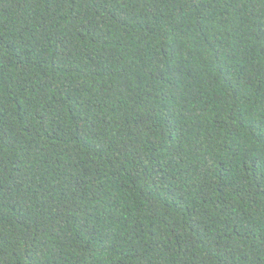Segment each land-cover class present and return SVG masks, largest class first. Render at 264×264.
Segmentation results:
<instances>
[{"label":"trees","instance_id":"trees-1","mask_svg":"<svg viewBox=\"0 0 264 264\" xmlns=\"http://www.w3.org/2000/svg\"><path fill=\"white\" fill-rule=\"evenodd\" d=\"M0 264H264V0H0Z\"/></svg>","mask_w":264,"mask_h":264}]
</instances>
